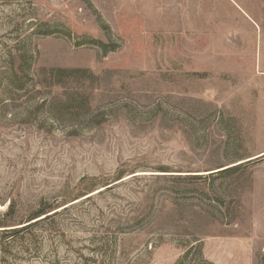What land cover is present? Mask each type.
Wrapping results in <instances>:
<instances>
[{
  "label": "rangeland",
  "instance_id": "374dc122",
  "mask_svg": "<svg viewBox=\"0 0 264 264\" xmlns=\"http://www.w3.org/2000/svg\"><path fill=\"white\" fill-rule=\"evenodd\" d=\"M263 152L264 0H0V264H264Z\"/></svg>",
  "mask_w": 264,
  "mask_h": 264
},
{
  "label": "trees",
  "instance_id": "16d2710c",
  "mask_svg": "<svg viewBox=\"0 0 264 264\" xmlns=\"http://www.w3.org/2000/svg\"><path fill=\"white\" fill-rule=\"evenodd\" d=\"M56 208H58V207H53L51 205H48V206H44L43 205V206H41V208H39L38 210H36V212L33 214L32 218H31V220H29V221L36 220V219H38V218H40L42 216H44V218H42V219H49L55 213L50 214V215H48V213L54 211ZM5 216H8V214H6ZM1 227H5V226H3L2 224H0V228Z\"/></svg>",
  "mask_w": 264,
  "mask_h": 264
},
{
  "label": "water",
  "instance_id": "95a60500",
  "mask_svg": "<svg viewBox=\"0 0 264 264\" xmlns=\"http://www.w3.org/2000/svg\"><path fill=\"white\" fill-rule=\"evenodd\" d=\"M263 156H264V153L259 155V156H257V157H255L254 159H257V158H260V157H263ZM254 159H252V160H254Z\"/></svg>",
  "mask_w": 264,
  "mask_h": 264
},
{
  "label": "crops",
  "instance_id": "0c3cea01",
  "mask_svg": "<svg viewBox=\"0 0 264 264\" xmlns=\"http://www.w3.org/2000/svg\"><path fill=\"white\" fill-rule=\"evenodd\" d=\"M263 153H264V152H263ZM263 153H262V154H263ZM259 155H261V154H259ZM259 155H258V156H259Z\"/></svg>",
  "mask_w": 264,
  "mask_h": 264
}]
</instances>
